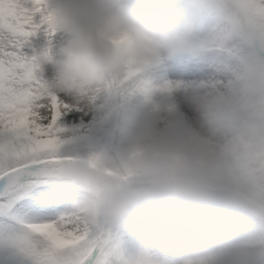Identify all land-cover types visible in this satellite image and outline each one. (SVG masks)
<instances>
[{
    "label": "clouds",
    "instance_id": "1",
    "mask_svg": "<svg viewBox=\"0 0 264 264\" xmlns=\"http://www.w3.org/2000/svg\"><path fill=\"white\" fill-rule=\"evenodd\" d=\"M219 6L236 20L256 15L242 0H219ZM47 7L45 22L68 39L59 49L41 46L34 59L42 69L52 67L47 79L51 92L85 108L91 90L131 64L148 68L168 56L202 54L183 0H47ZM187 102L200 114L190 130L155 128L151 113L142 119L128 116L116 131L133 145H144L140 151L70 161L66 172L79 190L73 209L86 223H114L132 234L147 224L165 243L185 234L197 237L202 247L184 264H249L250 250L235 232L248 218L245 210L256 215L246 205L237 211L217 198L224 187L248 191L239 167L218 147L216 125L222 112L208 97ZM149 125L151 138L145 144L141 130ZM255 134L264 135V128ZM136 264L174 262L142 255Z\"/></svg>",
    "mask_w": 264,
    "mask_h": 264
},
{
    "label": "snow or ice",
    "instance_id": "2",
    "mask_svg": "<svg viewBox=\"0 0 264 264\" xmlns=\"http://www.w3.org/2000/svg\"><path fill=\"white\" fill-rule=\"evenodd\" d=\"M242 3L256 15L238 20L225 15L235 30L264 45V0ZM47 18V0H0V264H136L139 256L155 257L147 250L128 254L108 222L86 223L73 209V188H78L66 165L80 156L68 145L81 138L82 130L67 126L64 117L78 105L48 89L43 69L27 51L35 37L55 34ZM144 69L131 64L110 74L91 90L90 99L105 84L119 92ZM138 86L149 98L153 91L165 95L167 102L157 104V111H175L171 97L179 83L153 89L141 81ZM214 101L222 112L218 147L248 184V191L235 193L264 219V135L255 134L264 128V69L252 72L239 92ZM150 138L151 125L142 133L145 144ZM143 146L135 145L132 153Z\"/></svg>",
    "mask_w": 264,
    "mask_h": 264
},
{
    "label": "rangeland",
    "instance_id": "3",
    "mask_svg": "<svg viewBox=\"0 0 264 264\" xmlns=\"http://www.w3.org/2000/svg\"><path fill=\"white\" fill-rule=\"evenodd\" d=\"M183 1L197 5L207 0ZM195 35L200 38L202 47H209L205 45L214 44L215 42L228 44L234 41L246 47H254L255 51L240 57L244 80L243 77L237 74L233 76L228 74V70H231L232 64L228 65V67L224 66V69L210 59L197 60L194 56L188 54L168 56L160 63L145 68L134 80L126 82L117 93L116 103L118 104L117 109L121 123L128 116L142 119L144 114L151 113L154 117L153 126L155 128H173L180 131H188L191 128L193 116L196 118L200 115L193 109L188 117L180 115L176 109L173 112H168L164 108L157 111V104L167 102L165 95L159 91H153L150 94L151 98H149V95L141 91L138 86L141 81L153 89H159L166 82L179 83L185 87L186 93L192 99H200L202 97L215 99L221 95H232L234 86L230 84V79L246 83L247 78L252 72L264 69V45L259 41L251 39L245 33L235 30L229 19L216 15L209 25H202L197 29ZM67 39V34L62 32H55L51 38L40 34L33 39L31 47L27 49L28 54L33 55V49L36 51L44 45H51L54 49H59ZM229 62L233 63V65L236 64L235 58H231ZM43 75L45 79H48L52 75V67L50 65L43 69ZM107 88L105 84L98 93H104ZM71 102L78 105V107L64 117V123L69 127L83 131L86 117L91 110V101H89L90 106L88 108L82 107L81 103L76 99H71ZM68 116H72L73 118L68 119ZM206 118L209 119V117ZM109 120H112V116L109 117ZM143 132L144 130H141V134ZM73 145H68V149L70 152L76 153V147ZM95 149L96 146L90 145L84 150L92 152ZM133 149L134 146L128 145L123 148L122 152L126 155L132 152ZM73 190L75 192V200L79 196V190L75 187ZM237 199L242 201L240 197L235 198L229 195H221L220 200L224 202L229 200L232 203L241 204ZM114 234L119 237L122 246L128 254L137 255L147 250L157 259H168L173 261L174 264H184L186 256L202 247L201 241L190 234H185L180 239L171 243H165L157 239L155 232L147 224L135 234L127 232L116 225ZM235 238L238 242L245 244L249 248V263L264 258V219L258 217L256 219L246 218L236 230Z\"/></svg>",
    "mask_w": 264,
    "mask_h": 264
},
{
    "label": "trees",
    "instance_id": "4",
    "mask_svg": "<svg viewBox=\"0 0 264 264\" xmlns=\"http://www.w3.org/2000/svg\"><path fill=\"white\" fill-rule=\"evenodd\" d=\"M188 9L191 20L195 25V33L202 25H209L216 15H220L225 19H228L225 13L219 6V0H207L206 2L189 4V2L183 1ZM206 44L205 46H209ZM210 50V51H209ZM255 51L254 47H246L238 44L236 41L229 42L228 44L214 43V47L209 49L208 47L201 48V55L194 56L195 59H210L219 64V67H228L232 64L231 70H228L230 76L239 75L243 77V67L240 62L242 55H248L250 52ZM235 58V65L230 63L229 60ZM225 66V67H224ZM239 67V68H238ZM244 80V77H243ZM230 84L234 86L232 95L239 92L245 83L237 82L234 79H230ZM118 92H113L107 88L104 93H97L95 99H90L91 110L85 120V128L82 131V136L75 143L76 153L74 155L80 157H99L105 153H109L115 156H123V148L128 145H133L127 137L117 133V125L121 124V120L118 115V104L116 103V97ZM112 116V120L109 117ZM209 119L214 120V117L209 115ZM222 120L216 125H220ZM186 131V130H182ZM90 145L96 146V149L92 152L84 150ZM135 147V145H133ZM220 200L221 195H229L235 198L239 196L230 191L227 187L222 188L217 192ZM241 204H235L231 201H225V203L232 205L237 211L240 210L241 205H245L241 200L237 199ZM222 201V200H221ZM224 202V201H223ZM248 208V207H247ZM249 209V208H248ZM245 216L247 219H256V217L249 211L245 210ZM116 226V224H115ZM115 226L112 230L115 233ZM249 264H264V258L258 261H252Z\"/></svg>",
    "mask_w": 264,
    "mask_h": 264
},
{
    "label": "bare ground",
    "instance_id": "5",
    "mask_svg": "<svg viewBox=\"0 0 264 264\" xmlns=\"http://www.w3.org/2000/svg\"><path fill=\"white\" fill-rule=\"evenodd\" d=\"M192 97L186 93L185 87L181 86L180 89L172 94L171 102L175 104V109L182 116H189L192 112V106L187 102Z\"/></svg>",
    "mask_w": 264,
    "mask_h": 264
}]
</instances>
